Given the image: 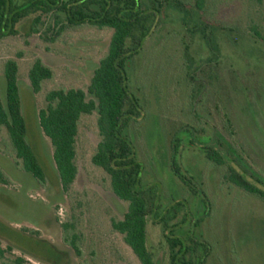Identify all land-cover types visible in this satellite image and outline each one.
Wrapping results in <instances>:
<instances>
[{
    "label": "rangeland",
    "instance_id": "374dc122",
    "mask_svg": "<svg viewBox=\"0 0 264 264\" xmlns=\"http://www.w3.org/2000/svg\"><path fill=\"white\" fill-rule=\"evenodd\" d=\"M157 2L160 14L150 35L126 65L128 89L140 114L125 135L142 165V184L156 193L159 220L163 217L169 231L177 224L174 235H193L209 246L205 264H264V203L227 181V167L206 161L201 150L220 142L233 168L264 191V0H205L202 11L194 0ZM175 2L185 12L174 8ZM32 23V17L22 20L16 36L0 40V100L5 105L3 65L13 60L26 140L45 183L22 170L0 129V246L5 252L0 264H139L110 226L122 219L128 204L112 194L108 176L91 164L99 142L96 113L82 115L78 123V174L67 194L37 118L49 91L86 90L112 32L70 26L62 14L43 18L36 34L30 33ZM202 33L217 46L216 53ZM36 59L53 75L35 95L28 71ZM176 138L177 163L198 195L170 171ZM177 203L182 208L173 214ZM159 220L147 219V247L155 264H169ZM73 236L79 257L64 241Z\"/></svg>",
    "mask_w": 264,
    "mask_h": 264
},
{
    "label": "trees",
    "instance_id": "16d2710c",
    "mask_svg": "<svg viewBox=\"0 0 264 264\" xmlns=\"http://www.w3.org/2000/svg\"><path fill=\"white\" fill-rule=\"evenodd\" d=\"M173 5L180 12H185L180 3L175 2ZM204 5L205 0H194L196 10L202 11ZM160 9L157 0H26L22 4L15 0H0V40L16 36L17 24L26 18H33L30 33L36 34V26L43 18L59 14L64 15L70 26L87 24L112 32L107 53L99 61L86 90L49 91L45 95V107L38 111L37 118L43 136L52 147V159L61 190L67 194L78 174L75 163L78 123L82 115L96 113L99 142L91 157V164L108 176L112 194L128 204L122 219L112 220L110 226L122 236L123 243L139 264H155L147 247L146 227L148 217L159 220L158 198L156 193L152 194L143 186L142 165L125 135L128 123L140 114L139 102L128 89L126 65L142 49ZM202 36L211 52L216 53L217 46L211 38L203 33ZM17 75V63L7 60L3 65L5 105L0 100V129L7 133L18 165L42 185L45 183V173L26 140V123L22 116ZM52 75V71L39 59L34 60L28 71L32 93L38 94L42 83L51 80ZM201 150L206 161L217 168L227 167V181L264 203V191L251 185L233 168L234 161L223 144L215 142L212 147ZM178 151L179 140L176 138L171 143L170 171L194 195H198L200 192L193 187L191 179L185 176L177 163ZM256 181L261 183L257 178ZM0 184H4L1 173ZM180 207L182 205L177 203L172 208L173 214ZM159 222L168 247L169 264H205L210 253L205 242L193 235L178 237L174 235L177 224L171 226L172 230L169 231L163 217ZM64 241L79 257L78 238L73 236ZM7 251L11 249L7 247ZM4 253L0 246V258H3Z\"/></svg>",
    "mask_w": 264,
    "mask_h": 264
}]
</instances>
